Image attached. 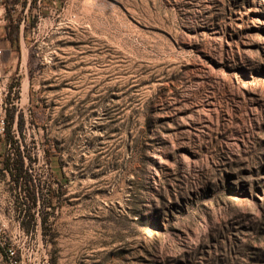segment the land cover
I'll list each match as a JSON object with an SVG mask.
<instances>
[{
	"label": "rangeland",
	"instance_id": "1",
	"mask_svg": "<svg viewBox=\"0 0 264 264\" xmlns=\"http://www.w3.org/2000/svg\"><path fill=\"white\" fill-rule=\"evenodd\" d=\"M21 1L0 264H264V0Z\"/></svg>",
	"mask_w": 264,
	"mask_h": 264
},
{
	"label": "trees",
	"instance_id": "2",
	"mask_svg": "<svg viewBox=\"0 0 264 264\" xmlns=\"http://www.w3.org/2000/svg\"><path fill=\"white\" fill-rule=\"evenodd\" d=\"M45 0H42V2ZM54 1V0H52ZM5 2L8 4L7 7V15L6 17H8V23L4 26V31H5V38H7V40L10 43L9 48H6L3 52H2V60H6L7 58H9V55L11 52H16L19 53L20 51V36H21V27H20V19L14 18L11 15V10L13 9V5L18 3L19 0H5ZM23 2V1H22ZM27 30V28L25 27V31ZM29 96H31V89L29 90ZM37 109H39L38 107H36ZM32 112V111H31ZM34 114H37L36 112H34ZM8 117L11 119L13 118V115H8ZM37 122V121H36ZM39 123V121L37 122V124ZM20 125V124H19ZM48 148L46 150L47 154H48V160L49 162L52 164L53 161L55 159L58 160V156L55 153V150H53L52 148L54 147L53 145L48 144ZM11 158H9L8 156L3 155L2 156V160H3V164L5 166L6 169L10 170V174L13 176V178H15L17 181L19 180H24V184L26 187V190L30 189L32 191V193L34 194V196L36 195V189H35V183H33V179L32 177L27 173V171L24 169V161H23V155L21 153H19L18 158L16 160V167H14L15 169L19 170V172L17 173L18 178L16 177V175L13 173V169L11 167ZM58 162V161H57ZM14 166V164H13ZM56 194L53 193V195H48V199L47 200H52L53 198H55ZM42 197V196H41ZM43 201L45 200V197H42ZM39 196H37V202L39 201ZM43 220H45V218L43 217ZM3 250L6 254V256L8 257V259L12 260L13 258L10 256V250L11 249L9 243L4 242L3 244ZM19 262V260L15 261V263L17 264Z\"/></svg>",
	"mask_w": 264,
	"mask_h": 264
},
{
	"label": "built area",
	"instance_id": "3",
	"mask_svg": "<svg viewBox=\"0 0 264 264\" xmlns=\"http://www.w3.org/2000/svg\"><path fill=\"white\" fill-rule=\"evenodd\" d=\"M41 1L42 0H39L40 3H41ZM20 2L22 3L21 0H20ZM20 2L14 4L12 6L13 7L12 12H15L14 8H18L20 5ZM7 7H8V4L5 2V0H0V23L6 21V19H5L6 16L4 17V14L7 15ZM0 54H1V51H0ZM5 91H6L5 76H4L3 69L0 66V143L6 135L7 126H8L6 109H5V107H3V100H2V95L5 93ZM47 161H44L43 163L46 166V168L49 169V171H52V165L50 162H47ZM14 255H15V251L10 250V256L13 258Z\"/></svg>",
	"mask_w": 264,
	"mask_h": 264
},
{
	"label": "crops",
	"instance_id": "4",
	"mask_svg": "<svg viewBox=\"0 0 264 264\" xmlns=\"http://www.w3.org/2000/svg\"><path fill=\"white\" fill-rule=\"evenodd\" d=\"M1 23H4V22H1ZM0 23V24H1ZM0 28H1V25H0ZM1 31V33H0V51H1V54H2V52L6 49V48H9V46H10V43H9V41L7 40V38H5V31H4V26L0 29ZM26 43L25 42V39H24V27H22L21 28V36H20V51H21V46H22V43ZM19 51V52H20ZM1 54H0V56H1ZM17 54H19V53H16V52H11L10 53V55H9V58H7L6 60H2L1 59V61L3 62V63H8V62H11L13 59H14V57H15V55H17ZM2 57V56H1ZM0 66H1V63H0ZM29 90H30V88L28 89L27 88V92H28V95H29Z\"/></svg>",
	"mask_w": 264,
	"mask_h": 264
}]
</instances>
